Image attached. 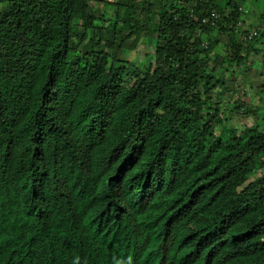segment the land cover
<instances>
[{"label":"trees","instance_id":"16d2710c","mask_svg":"<svg viewBox=\"0 0 264 264\" xmlns=\"http://www.w3.org/2000/svg\"><path fill=\"white\" fill-rule=\"evenodd\" d=\"M86 2L0 11V264H264V133L227 128L190 37L217 12L161 14L143 74L70 49Z\"/></svg>","mask_w":264,"mask_h":264},{"label":"rangeland","instance_id":"374dc122","mask_svg":"<svg viewBox=\"0 0 264 264\" xmlns=\"http://www.w3.org/2000/svg\"><path fill=\"white\" fill-rule=\"evenodd\" d=\"M8 1L0 0L1 12ZM170 8L192 9L194 22L209 9L218 13L217 23L210 28L197 23L190 35L191 42L200 37L207 50L196 58L197 68L216 81L213 99L223 107L227 128L256 123L264 133V0H201L197 7L190 0H87L70 25V49L85 59L103 53L116 69L152 73L156 49L164 42L157 34L160 16ZM253 32L257 35L249 39ZM260 172L264 169L252 176Z\"/></svg>","mask_w":264,"mask_h":264},{"label":"built area","instance_id":"2783aa9c","mask_svg":"<svg viewBox=\"0 0 264 264\" xmlns=\"http://www.w3.org/2000/svg\"><path fill=\"white\" fill-rule=\"evenodd\" d=\"M192 1L198 2L199 0H192ZM217 20H218V14L212 11L210 12V15L208 16V18L202 19L201 23L211 24V26H213ZM256 35H257V32H253L252 34H250L249 39H252Z\"/></svg>","mask_w":264,"mask_h":264}]
</instances>
